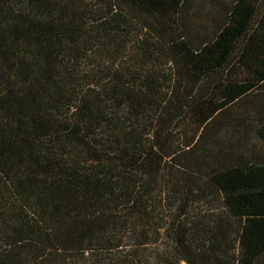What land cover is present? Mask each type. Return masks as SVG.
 <instances>
[{
	"label": "trees",
	"instance_id": "1",
	"mask_svg": "<svg viewBox=\"0 0 264 264\" xmlns=\"http://www.w3.org/2000/svg\"><path fill=\"white\" fill-rule=\"evenodd\" d=\"M189 10L0 0V264H263L264 153L221 139L260 96L264 147V9Z\"/></svg>",
	"mask_w": 264,
	"mask_h": 264
},
{
	"label": "rangeland",
	"instance_id": "2",
	"mask_svg": "<svg viewBox=\"0 0 264 264\" xmlns=\"http://www.w3.org/2000/svg\"><path fill=\"white\" fill-rule=\"evenodd\" d=\"M234 1L235 0H189L190 10L188 11V15H185V23L191 27L192 32L195 34L210 35L218 25L217 21L224 17L225 11ZM251 1L253 0H250V2ZM254 1L255 10L257 12L256 17L257 15L259 17V14L264 9V0ZM200 25L202 28H200ZM258 97L259 98L256 100H253V97L248 98L245 102L247 106L242 104L230 110V116L223 119L226 129H224L225 137H222L221 140L225 148L231 152H237L246 157L249 156L250 151L258 155L264 153V147L253 135L257 107H259L260 101V96ZM256 101H258V106H256ZM228 127H230V132H228L230 135H226Z\"/></svg>",
	"mask_w": 264,
	"mask_h": 264
}]
</instances>
